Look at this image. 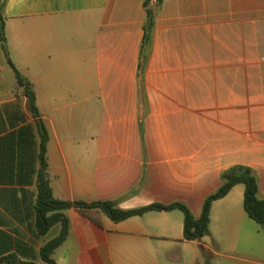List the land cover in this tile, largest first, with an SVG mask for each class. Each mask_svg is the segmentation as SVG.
I'll use <instances>...</instances> for the list:
<instances>
[{
  "label": "crops",
  "instance_id": "0c3cea01",
  "mask_svg": "<svg viewBox=\"0 0 264 264\" xmlns=\"http://www.w3.org/2000/svg\"><path fill=\"white\" fill-rule=\"evenodd\" d=\"M10 58L33 85L63 201L132 210L184 203L200 217L236 165L264 198V0H165L143 80L144 0H7ZM41 134L0 40V257L45 264L37 226ZM245 186L213 203L211 234L184 238L180 210L116 222L65 210L57 264H264V227Z\"/></svg>",
  "mask_w": 264,
  "mask_h": 264
},
{
  "label": "trees",
  "instance_id": "16d2710c",
  "mask_svg": "<svg viewBox=\"0 0 264 264\" xmlns=\"http://www.w3.org/2000/svg\"><path fill=\"white\" fill-rule=\"evenodd\" d=\"M7 0H0V40L3 49L13 67L18 83L24 89L28 98V106L34 116L37 118L38 127L41 134V153L40 170L38 174V199H37V226L42 235H46L55 225L61 224L60 234L48 242L41 250L42 260L45 264H57L54 254L56 250L66 241L69 234V218L64 213L65 210L74 208L85 213L91 209H99L112 220L119 222L129 219L133 216L143 215L149 211H173L180 210L184 214V238L188 241H201L211 234V211L213 203L227 196L231 190L239 184L245 186L244 207L248 216L257 224L264 227V198L260 197L259 179L253 168L246 165H236L226 170L222 175V186L209 195L203 205L200 217H195L191 209L184 203L173 204H152L149 206L125 210L118 206L114 200L96 201L86 203L82 201H63L54 196L51 181L49 177V165L47 159V147L49 142V132L44 120L41 117L37 106L36 93L29 79L23 76L14 66L10 58V52L7 46V37L5 33V18L3 9ZM165 0H144L146 20L143 26L144 38L140 52L139 76L143 80L146 65L150 56L153 44V35L156 28V19ZM201 253L205 261L203 264H212L211 253L204 247H201ZM0 264H38L21 260L17 255L10 254L0 257Z\"/></svg>",
  "mask_w": 264,
  "mask_h": 264
}]
</instances>
